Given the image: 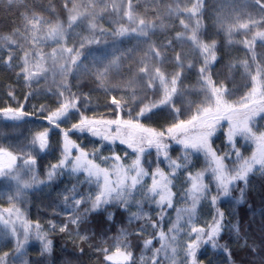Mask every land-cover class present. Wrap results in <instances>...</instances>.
Returning <instances> with one entry per match:
<instances>
[{
  "label": "snow or ice",
  "instance_id": "obj_1",
  "mask_svg": "<svg viewBox=\"0 0 264 264\" xmlns=\"http://www.w3.org/2000/svg\"><path fill=\"white\" fill-rule=\"evenodd\" d=\"M138 7L133 0H64L58 10L35 0H0V65L14 77L0 91V117L10 122L0 128V139H10L8 127L47 122L26 143L0 144V264H57L50 238L57 230L74 247L60 264H214L200 258L207 246L225 252L226 264H264V211L259 237L244 240L237 260L220 243L225 213L218 207L235 188L237 203L243 202L257 173L264 180V52L256 51L258 41L264 48V0H213L210 15L207 0H144L143 13ZM106 16L107 28L100 24ZM177 19L182 30L174 39H153L175 30ZM77 28L87 35L74 39ZM221 33L229 45L243 34L239 43L247 53L216 69L223 60ZM124 40L135 44L122 49ZM93 44L103 49L87 47ZM193 74L195 84L185 85ZM18 88L28 91L18 94ZM98 91L105 96L103 111L98 103L92 107ZM40 95L54 100L29 111L28 102ZM160 113L162 122H156ZM108 146L111 155H104ZM57 152L41 179L40 153ZM65 175L76 179L59 194L66 219L49 220L47 229L29 220L26 194ZM209 197L215 213L201 225L200 206ZM114 206L138 227L104 232L99 240L81 233L93 214ZM107 219L114 221L115 213ZM233 231L239 236L238 224ZM33 239L35 259L28 257Z\"/></svg>",
  "mask_w": 264,
  "mask_h": 264
},
{
  "label": "trees",
  "instance_id": "obj_2",
  "mask_svg": "<svg viewBox=\"0 0 264 264\" xmlns=\"http://www.w3.org/2000/svg\"><path fill=\"white\" fill-rule=\"evenodd\" d=\"M37 4H43L48 5L51 3L54 7H56L58 10L62 8V5L64 3V0H35ZM208 3V14H211V8L213 5V0H207ZM133 4H139V7L137 8V11L140 13H143L144 11V0H133ZM3 13L0 12V17H3ZM151 13H149V16ZM65 22L67 20V15L64 14L62 17ZM11 19V17H9ZM210 23V21H208ZM175 30H169L168 33H161L157 32L156 35L153 37L157 42H165L167 39H174L175 32L180 31L181 26L179 24V20H175ZM103 27L107 28L109 27V17H105L104 21L100 23ZM112 27H115V25H112ZM250 38V36H249ZM111 39V38H109ZM216 39L220 43V51L218 52V56H222L223 60L221 61V64H217L215 66L216 69H219L223 63H226L230 58L231 59H243L246 56L247 50L244 48V46L239 43V41H242L244 39L243 34L236 35L233 37V43L231 45L228 44V41L223 33L220 34L219 37H216ZM135 44L134 40H124L122 44L119 45L122 49H127L132 47ZM103 44L99 45L102 46ZM260 42H257L256 45V51H262L261 46L259 47ZM175 47L177 50H180L181 45L179 42H175ZM127 67V65H125ZM169 70L171 71V65L168 66ZM195 74H193L189 79L185 80V85L192 84L193 81H195ZM240 77L237 75V80H239ZM14 81V77L12 72L5 68L4 66L0 65V91L3 90V86L7 85L9 83H12ZM28 89H17L18 94L21 92H26ZM119 95V94H117ZM22 99V96L20 97ZM54 98L52 97H45L44 95L37 96L33 99H31L28 102V110H32V105L35 104L37 107L41 103H51L53 102ZM97 103L101 105V107L98 109L99 111H103V104L105 103V96L103 92H94L93 93V100L92 105L93 108L96 107ZM92 113L90 112L89 115ZM165 115V113H160L157 117H154V120L156 122H162V117ZM3 122L2 125L4 126L5 123H9L4 120L3 117H0ZM35 120V117L32 118ZM40 126V127H39ZM47 126V122H39L36 121L35 123H27L22 124L17 130L20 132H28V131H34L39 128ZM39 127V128H38ZM12 127L6 128L7 131L12 130ZM54 130L52 133V140L53 144L55 143V140L57 139V136L55 134ZM78 135V134H77ZM76 137L73 136V139ZM2 145H4V140H1ZM217 144H219V141H217ZM91 145H89V148ZM124 146L119 145L117 142L116 145V151L123 156ZM106 155L111 154V146H108L106 149ZM110 151V154L107 152ZM130 151V150H129ZM179 153L176 151H173L171 155L173 158H175ZM250 154V152L245 153V155ZM59 153H40V156L38 157V169L40 173V178L45 179L44 176V170L47 167L49 163H54L55 159L54 157H58ZM150 159H154V153L153 157ZM22 164V161H21ZM155 165H153L154 167ZM165 164H162L161 167H164ZM202 166V161L197 163V169ZM197 169H193L197 170ZM76 183V179L69 177L67 175L63 176L62 178H59L53 182L48 187H43L42 190L37 191H29V200L27 203V213L25 214L27 218L33 222L39 221L45 229L48 228V221L53 220L57 224H59L61 221H64L66 219L64 213L61 211L63 208L62 204V197L59 195L62 193L66 188L71 189L73 184ZM264 180H261V178H257L252 176L250 185L245 191V198L243 202L237 203V199L240 196L239 188H235L232 192V195L229 197H221L220 201L218 202V207L221 211L225 213V227L224 231L222 233V238L220 240L221 244H227L229 248L233 251L235 254V258L239 260L241 256L243 255L242 245L244 243V240L247 239L249 243L253 239H257L260 235V228L259 225L261 224V212L264 211ZM240 187L243 188V183L240 184ZM84 188V187H83ZM81 189L84 192V189ZM213 194H215V188L213 187ZM4 200H0V203H3ZM108 212L115 213V219L114 221H109L107 219ZM59 213V214H57ZM215 213V209L211 207L210 201L207 205H204L200 209V214L203 217V219H206V221H210L212 219V215ZM128 212H124L122 209L119 208V206L109 207L107 209V212H101L100 214H93L89 220L81 226V233H87L89 235H96V239L99 240L102 233L107 232L108 236H113L116 234V232L121 227H129L131 229H135L138 227V224L133 223L131 226L128 225ZM153 217L154 214L152 213ZM167 221V219H166ZM239 225L241 231L239 233V236H237L236 232L233 231V225ZM110 229V230H109ZM50 238L54 242V255L53 258L56 259L57 264H60V261L65 258L68 254L72 253L74 251L73 244L70 240V238L67 235L60 234L57 230L56 233H50ZM32 245H35L33 247ZM38 242L33 239V241L30 243L29 250H28V257L35 259L36 258V251L35 249L38 248ZM87 247V245H85ZM4 250H8L5 248ZM140 248L136 249L137 258L140 255ZM204 252V255L201 256V259L207 260L208 258H211L214 262V264H226L227 262V254L225 252L218 251L216 253H213V250L210 246H207L205 249H202ZM87 264V261H86Z\"/></svg>",
  "mask_w": 264,
  "mask_h": 264
},
{
  "label": "rangeland",
  "instance_id": "obj_3",
  "mask_svg": "<svg viewBox=\"0 0 264 264\" xmlns=\"http://www.w3.org/2000/svg\"><path fill=\"white\" fill-rule=\"evenodd\" d=\"M103 21H100V23L103 22ZM77 33H79L80 35H77ZM86 35H87V32H81V29L77 28L74 31V33H73V38L76 39V40H79L80 38H82V36H86ZM70 44H71V41H70ZM258 46L260 47L261 45H258ZM87 47H90L91 49H94V50H102L103 49V45L102 46H99V45L93 44V45H90V46H87ZM261 50L262 51H258V53L264 52V49H261ZM47 51H51V49L49 48V49H47ZM195 81H196V78H195ZM195 81H193L192 84H195ZM41 83H43V81ZM92 107H93V105H92ZM2 122H3V120L0 118V128H4V126L2 125ZM17 129L18 128H13L12 130H9V131H7L6 129H4L9 134V136H10V139L4 140V146H7L9 144L26 143L27 141H26L25 138H27L28 140L31 139V132L32 131L24 132L23 135H20L21 132L19 130H17ZM1 140L2 139H0V143H1ZM104 152L106 153V151H104ZM105 153H104V155H106ZM107 153L110 154V151H108ZM128 162L130 163L131 161L129 160ZM164 168L167 169V165L166 164H165ZM254 177L260 178V176H259L258 173L256 175H254ZM72 178H74V177H72ZM81 179H83V177H81ZM183 179H184V177L181 176L180 181L177 182L178 188H179L180 182H182ZM148 182L151 183L150 179H149ZM83 189H84V192L86 193L87 192V186H84ZM0 191H4V189L3 188H0ZM29 196L30 195H29V192H28L26 194V196H25V203L22 205V207H23V209L25 211V214L27 213V203H28V200L30 198ZM4 199L6 200V196L4 197ZM137 199H139V197H137ZM209 201H210V197H209V200H205V201L202 202V204L200 206V209L204 205H207L209 203ZM177 206H180V205L178 204ZM152 207L154 208V206H152ZM149 210L150 209H149L148 205H146L145 206V211H149ZM130 211H132V212L136 211L135 206H133L130 209ZM152 213L154 214V216L156 215V211H152ZM168 216H170L172 219H174L175 218V212L173 210H169L168 211ZM205 221H206V219H203V217L200 214V210H199V223L201 225H203L205 223ZM164 227H165V231H166L167 230V227H168V221H166V220H165V223H164ZM156 246L158 247L159 244L157 243ZM149 255H150V253H149Z\"/></svg>",
  "mask_w": 264,
  "mask_h": 264
}]
</instances>
